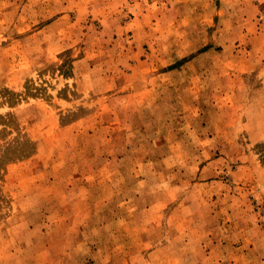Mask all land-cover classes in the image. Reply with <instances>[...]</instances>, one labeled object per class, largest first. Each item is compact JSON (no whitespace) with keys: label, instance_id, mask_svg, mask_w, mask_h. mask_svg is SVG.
I'll return each mask as SVG.
<instances>
[{"label":"rangeland","instance_id":"obj_1","mask_svg":"<svg viewBox=\"0 0 264 264\" xmlns=\"http://www.w3.org/2000/svg\"><path fill=\"white\" fill-rule=\"evenodd\" d=\"M0 264H264V0H0Z\"/></svg>","mask_w":264,"mask_h":264}]
</instances>
